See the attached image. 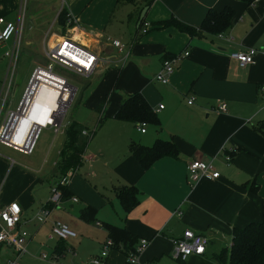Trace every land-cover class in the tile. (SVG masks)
Masks as SVG:
<instances>
[{
  "label": "crops",
  "instance_id": "1",
  "mask_svg": "<svg viewBox=\"0 0 264 264\" xmlns=\"http://www.w3.org/2000/svg\"><path fill=\"white\" fill-rule=\"evenodd\" d=\"M37 1L26 0L19 42L10 38L0 43V55L8 59L7 64L11 60L5 52L14 50L16 60L24 33L37 36L42 30L44 42L52 24L50 32L75 40L101 58L99 67L85 78L89 81L83 84L73 104L80 103L81 110L63 130H56L59 145L54 146L55 158L67 151L64 146L70 125L76 122L87 126L85 119H97L95 107L105 98L107 104L98 114V128L82 154V161L66 174L69 199L51 207L46 221H38L35 214L46 205L51 188L62 178L55 167L58 159L42 175L43 162L35 161L33 168L31 162L24 160L28 164L25 165L17 158L0 154V209L16 202L21 208L19 226L24 230L36 232L45 224L50 237H55L51 222L57 219L73 231L84 232L90 236L91 258L108 239L106 224H112L132 233L137 243L142 238L149 241L139 254V262L218 264L214 256L230 246L234 228L264 220V135L255 128L264 118V100L259 90L264 85V54L260 51L264 49V0H254L249 5L241 0H151L148 6L144 0H63L67 14L76 24L59 16L62 0H44L46 11L38 8ZM20 4L21 0H0V16L16 21ZM225 7L233 8L234 16L230 27L222 33L191 35L172 23L178 20L197 27L210 8L221 11ZM45 24L48 30H44ZM109 38L124 44L121 55L109 45ZM249 47L258 50L252 65L240 67L229 57L231 51ZM43 49L44 46L46 60ZM184 52L187 54L182 56ZM176 56L181 57L169 83L155 80L162 61ZM135 93L142 94L158 120L157 124L147 123L144 133L138 130L140 122L115 117L124 98ZM1 94L0 91V100L6 103L7 91L4 97ZM190 96L194 97L192 104L186 102ZM220 103L226 104L225 112L218 110ZM84 109L87 115L82 116ZM5 112L6 115L9 110ZM160 140L168 142V151L148 166H143L129 150L131 142L152 147ZM225 153L231 155L229 163L224 160ZM193 159L210 163L220 177L201 178L190 186L185 166ZM48 174L53 177L50 183ZM129 187L135 189L137 202L125 211L118 192ZM62 202H68V207L62 206ZM87 205L95 209L89 222L79 217L80 209ZM71 206L72 216L62 213ZM185 229L207 235L209 243L203 255H191L182 261L173 255L171 238L180 237ZM75 233L73 238H57L58 242L49 243L56 258L66 252L62 242L75 240L72 243L76 244L78 240L80 244L81 233ZM27 240L28 235L22 257L30 255ZM4 248L7 247L0 246V252ZM43 255L40 259L48 262ZM9 259L12 258L8 256ZM106 261L130 264L121 249L114 247Z\"/></svg>",
  "mask_w": 264,
  "mask_h": 264
},
{
  "label": "built area",
  "instance_id": "2",
  "mask_svg": "<svg viewBox=\"0 0 264 264\" xmlns=\"http://www.w3.org/2000/svg\"><path fill=\"white\" fill-rule=\"evenodd\" d=\"M26 0H21L19 6V14L16 21H6L3 16H0V43H3L10 38H15L16 42H19L20 36L24 27V10ZM65 10V3L62 0L58 14ZM67 19L70 24H76L73 17L68 13ZM53 24L50 26L47 35L43 42V52L46 58V65L44 67L37 66L30 74L27 86L23 92V95L19 101V104L15 111L7 113L6 116L12 118L15 114L22 110L27 113L29 110H33L34 125L37 128L35 138L39 131L43 128L62 126L65 113L70 106L76 87L63 75L54 72L56 66L68 70L77 76L82 78L89 77L92 72L99 67L101 58L98 57L93 51L88 48H84L79 45L75 40L69 39L65 35H56L50 32ZM142 32L147 31V26L144 24ZM109 45L117 50L118 54H122L124 51V44L116 39L109 38ZM264 54V49L260 50ZM259 51V52H260ZM258 50L254 47L245 49L233 50L229 53V57L235 60L240 67H246L253 64V58ZM187 52H184L182 56H185ZM5 56H10V60H13L14 50L5 52ZM181 56L172 58H166L162 61L160 71L154 76L155 80L162 84L169 83V77L175 70V63ZM16 59V58H15ZM35 90L33 91V89ZM261 98L264 100V85L260 88ZM188 104L194 102V97L190 96L186 101ZM163 105H159L162 108ZM24 109L26 111H24ZM220 112L226 111V104L220 103L218 106ZM16 118V117H14ZM145 122L139 123L138 130L142 133L145 132ZM82 134H88L87 130H83ZM21 136V135H20ZM32 144H20L13 142L12 140H5L3 133H0V141L18 151L29 154L32 151ZM19 139V138H18ZM20 142L22 139H19ZM233 151V148H229ZM224 160L226 163L231 161V155L226 154ZM186 171L188 182L190 186H193L199 179H218L220 173L214 170L210 163L203 160L193 159L186 163ZM67 176L60 180V183H66ZM76 201V198H72ZM60 202V190L55 186L51 188V196L43 207L35 214L36 219L40 222H44L49 218L51 207L48 204L56 206ZM21 222V208L16 202H12L7 206L0 209V246L11 247L15 251L16 258L7 260L5 264H17V259L25 252V241L28 235L26 230L22 229L19 224ZM99 225V222H96ZM51 233L53 236L60 240H67L76 236L68 224L61 220H53L51 222ZM149 241L146 238H142L136 245L135 252L126 255L127 262L130 264H148L147 262H139V254L147 246ZM209 243L207 235L201 232H195L191 229H185L180 237L171 238V244L173 249V255L184 261L191 255H203L206 246ZM113 241L108 238L102 245L99 253L92 257L89 261L82 264H108L106 259L109 251L113 248ZM44 257V255H43Z\"/></svg>",
  "mask_w": 264,
  "mask_h": 264
},
{
  "label": "trees",
  "instance_id": "3",
  "mask_svg": "<svg viewBox=\"0 0 264 264\" xmlns=\"http://www.w3.org/2000/svg\"><path fill=\"white\" fill-rule=\"evenodd\" d=\"M134 1L136 0H117V2ZM144 1H146L145 6L151 3V0ZM241 1L249 5L254 0ZM59 16H63L66 20L67 11L63 10ZM233 16L234 10L231 7H225L221 11L210 8L197 27L187 25L178 20H173L172 23L180 30L186 31L191 35L200 33L218 34L230 27ZM106 104L107 98L103 99L95 107L94 111L100 115L106 107ZM115 117L131 122H145L146 124L149 122L153 124L158 123L154 110L141 93H135L124 98L115 113ZM98 123L97 121V125ZM255 128L264 135V118L256 124ZM83 130H88L87 126L76 122L72 123L67 129L66 147H68V156L62 155V158H60L61 162H59L61 165L65 162H72L73 166L71 168L76 169L82 161V154L95 132L89 131L88 134H82ZM129 150L143 166H148L153 160L168 151V142L156 141L152 147H145L131 142L129 144ZM63 153L67 154V151L63 150ZM58 168L59 170L61 169L62 178L65 177L67 172L64 171V168L62 166H58ZM56 187L60 190V201L69 199L71 194L66 189L65 183L61 184L59 181ZM118 197L125 211H129L137 202L133 187L119 191ZM48 206L53 207L50 203ZM94 214L95 209L90 205L85 206L79 211V217L88 222L93 220ZM106 229L108 230V238L113 241V247L115 249H121L125 255L135 252L137 238L132 233L123 227L112 224H106ZM214 259L218 264H264V220L250 222L241 229L234 228L230 246L217 253Z\"/></svg>",
  "mask_w": 264,
  "mask_h": 264
},
{
  "label": "rangeland",
  "instance_id": "4",
  "mask_svg": "<svg viewBox=\"0 0 264 264\" xmlns=\"http://www.w3.org/2000/svg\"><path fill=\"white\" fill-rule=\"evenodd\" d=\"M44 0H38L36 5H38L39 9H43V11H46V4L44 3L42 5ZM28 2V1H27ZM45 5V6H44ZM32 6V3H31ZM30 6V7H31ZM42 6V7H41ZM27 7V4H26ZM41 7V8H40ZM44 13V12H43ZM48 27V25H44V30ZM49 28V27H48ZM47 28V30H48ZM44 31L40 30V32L36 35H26L25 33L22 35V40L20 44V52L16 57V60H12L10 63L7 64L8 59L6 57L2 58V55H0V91L2 92V97L5 96V93L7 91V95L5 97V102L3 100H0V133L4 132V129L6 128L8 122H9V116L5 115V111L9 110L15 111L17 105L19 104L20 97L22 95L23 89L27 83V80L30 78V74L33 71V69L36 66H45L46 60H44L42 48H43V36ZM28 41V43H27ZM54 72L60 73L64 77H66L72 84H74L77 87V92L74 101L71 103V105L68 107L67 112L65 113L62 126H59V131L63 130L66 124L68 123L69 119L71 117H75L77 115V110H81L80 103L77 105H73L75 100H77V97L80 95V93L83 90V84L87 83L89 79L82 78L80 76H77L76 74L65 70L63 68H60L56 66L54 68ZM12 85V86H11ZM7 87L8 90H7ZM87 92L86 89L84 91V96H86ZM5 104V105H4ZM8 112V114H9ZM84 114L87 115V110L82 111ZM95 118L96 120L92 122V120L85 119L84 122L88 123L87 128L88 132L95 131L98 127H96L95 123L98 120V114L95 112ZM85 117V116H84ZM56 127H48L41 129L35 138V141L33 143V148L30 154L23 153L21 151L11 149L10 146H7L6 144L2 143L0 141V154L6 155L10 159L12 157L19 159V161H22V163L31 162L29 165L30 167L34 168V162L37 161L39 163L43 162L44 171L42 175H45V173H48L50 169L53 166V162H55L56 158L58 159V163L55 166L56 169H59L58 166H62L64 168L65 172L71 171L72 162H65L61 165L60 156L62 158V155L68 156V149L67 154L63 153L60 154V156L55 158V153L57 150L54 148V146L59 145V137L58 139L55 137L56 134ZM91 140V139H90ZM95 140H98V137H96ZM90 142V141H89ZM67 145V143H65ZM89 144V143H88ZM64 146V149L68 148ZM51 149V152H50ZM12 155V156H10ZM55 158V159H54ZM24 160L26 162H24ZM63 163V162H62ZM61 170V169H60ZM49 175V174H48ZM57 176V175H56ZM58 177V176H57ZM53 177L51 175L48 176L47 182H52ZM61 205L68 207V202H62ZM77 205V204H74ZM73 205V207H74ZM72 209V206L69 208V210H62V213L66 214L67 216H72L73 213L70 211ZM38 224V223H37ZM40 225V224H39ZM43 226V227H42ZM27 234H28V240L26 242L27 249L30 253V255H26L24 257H19L17 259V264H80V262H86L91 259V254L93 250H90L89 245V239L90 236L85 234L84 232H80L79 230H75L78 234L81 233L82 239L80 240V244L76 240V244L72 243L75 240L65 241L62 242V245L66 246V252L63 257L56 258L54 256V253L49 248L50 242H58L59 240L55 237H50V229H47V226L41 225V227L35 232L30 230L29 228H25ZM33 235V236H32ZM31 240H29V237H31ZM27 239V236H26ZM80 245V247H78ZM226 245V244H225ZM71 247L75 248V250H70ZM45 254L47 257V261L45 262L40 257ZM8 256L10 258H16V254L14 255V251L10 248H4V250H1L0 252V264H5L7 262Z\"/></svg>",
  "mask_w": 264,
  "mask_h": 264
},
{
  "label": "bare ground",
  "instance_id": "5",
  "mask_svg": "<svg viewBox=\"0 0 264 264\" xmlns=\"http://www.w3.org/2000/svg\"><path fill=\"white\" fill-rule=\"evenodd\" d=\"M34 90L35 88L33 91ZM24 111L26 110L24 109ZM33 123V110H29L27 113H24L21 110L10 118L4 129L3 138L7 141L10 139L13 142H18L20 144H32L37 131V128ZM18 138L22 139L21 142Z\"/></svg>",
  "mask_w": 264,
  "mask_h": 264
},
{
  "label": "water",
  "instance_id": "6",
  "mask_svg": "<svg viewBox=\"0 0 264 264\" xmlns=\"http://www.w3.org/2000/svg\"><path fill=\"white\" fill-rule=\"evenodd\" d=\"M30 26V22L27 23V28Z\"/></svg>",
  "mask_w": 264,
  "mask_h": 264
}]
</instances>
